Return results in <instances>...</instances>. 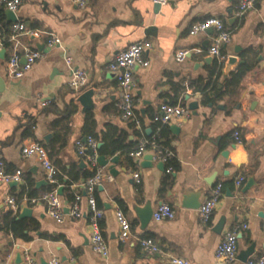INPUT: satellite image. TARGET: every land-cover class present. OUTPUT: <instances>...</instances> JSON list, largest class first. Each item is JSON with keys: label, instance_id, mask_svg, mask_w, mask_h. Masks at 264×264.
Here are the masks:
<instances>
[{"label": "crops", "instance_id": "obj_1", "mask_svg": "<svg viewBox=\"0 0 264 264\" xmlns=\"http://www.w3.org/2000/svg\"><path fill=\"white\" fill-rule=\"evenodd\" d=\"M166 1L156 7L152 0H87L84 8H78L68 0H22L16 12L18 20L29 29L55 35L60 45L49 47L45 36L40 40L20 37L19 53L22 47L43 45L41 57L20 79L11 78L7 72V61L14 49L9 41L10 23L3 10L2 36L4 43L10 42L11 46L4 47L0 58V154L6 173L19 170L21 180L16 186L0 184V219L10 211L17 220H24L28 225L24 234L30 240L14 238L0 222V264H25L26 254L38 264H168V255L189 264H243L240 253L249 251L247 259L264 255V0H257L241 18L235 16L239 0ZM211 17L222 19L232 31L229 41L220 47L222 60L208 54L213 31L188 34L191 25ZM142 40L151 43L147 53L150 63L134 71L135 93L140 100L136 125L121 117L119 90L107 65L118 52ZM178 50L189 51L181 62L175 60ZM229 57H235L236 63L227 68ZM245 64L249 70L238 85L229 86L232 74ZM73 69L87 76L79 93L67 84ZM201 87L206 88L207 96ZM88 90L93 92L91 105L84 108L77 97ZM220 92L224 96L215 99ZM39 98L49 104L41 107ZM194 101L197 108L189 110L187 118L164 125L172 137V159L178 169L170 172L172 184L163 193L160 188L166 166L163 164V171L157 168L160 161L155 158L151 166H140L127 154L116 153V176L102 168L103 179L94 197L103 211L99 226L108 248L107 257L95 253L90 245V213L83 181L70 186L74 197H81L80 218L68 215L74 197L68 200L63 185L57 188L62 189L58 195L64 212L62 222L47 214L45 203L32 201L49 191L51 184L40 162L35 157L22 158L20 151L38 141L49 152L51 125L60 117L51 108L44 111L52 103L58 110L70 102L76 105L75 113L69 117L67 143L58 149L54 159L65 167L83 162L84 168L95 172L78 155L76 147L77 141L88 137L83 132L86 113H92L95 121L89 134L97 145L102 147L112 136L123 146L136 148L140 140L158 133L152 118L161 105L188 108V103ZM170 126L177 127L178 132L173 134ZM147 154L152 155L147 151L143 156ZM135 172L140 177L138 184L133 178ZM29 183L33 197L22 196L18 202L15 196ZM216 185L221 186V197L209 225L203 226L199 208ZM10 196L19 207L15 213L6 203ZM147 202L152 212L159 204L167 203L175 211L174 219L148 218L142 227L134 208L140 210ZM24 208L31 210V216L18 218ZM117 211L131 227L132 236L124 242L119 238ZM241 225L246 228L238 234L236 260L218 262L215 249L224 233ZM138 238L153 239L160 252L144 253Z\"/></svg>", "mask_w": 264, "mask_h": 264}, {"label": "built area", "instance_id": "obj_2", "mask_svg": "<svg viewBox=\"0 0 264 264\" xmlns=\"http://www.w3.org/2000/svg\"><path fill=\"white\" fill-rule=\"evenodd\" d=\"M72 2L78 8H84L87 4V0H68ZM257 0H239L235 6V16L241 18L245 12L251 9ZM154 4L164 5L166 0H152ZM22 0H0V6L14 14L19 9ZM212 29L214 36L212 38L211 46L208 50V54L212 57L222 60L223 56L220 53V47L223 43L229 41L231 37V30H228L222 19L211 17L203 20L202 22L194 23L190 26L188 34L194 36L198 33H202ZM9 41L13 45V53L7 61L8 75L13 79H20L23 75L33 66V64L41 57V51L36 48L22 47V52H17L19 46V38L22 36L31 38L33 40H40L43 36L47 37V45L49 47H57L60 45L59 39L50 33L41 30L29 29L26 25L19 21L10 23L8 26ZM151 48V43L148 40H142L129 45L124 50L118 52L113 59L108 63L107 68L114 74V79L119 90L120 101L118 108L121 117L124 120L133 121L136 125H139V121L136 115L137 106L140 103L139 98L136 96V81L134 79V71L136 68H145L149 65L150 60L147 56L148 51ZM4 49V40L2 36V26L0 22V51ZM187 50H178L175 54V60L177 62L183 61L188 55ZM22 59V62H21ZM65 61L70 63V58L66 57ZM87 83V76L84 71L80 69H73L71 71V77L68 81V87L75 91L80 92ZM38 103L41 107H46L49 104L48 100L39 98ZM190 115V111L187 107L180 105L163 104L159 107L158 112L153 116L152 122L157 125V131L164 125L185 119ZM235 139L238 140V132L234 133ZM77 153L83 158L86 163L95 168L94 174L83 181L82 187L85 190L87 196V205L89 209L88 225L91 229L90 245L92 250L102 257L108 256V248L102 237L99 221L103 217V211L97 207L94 192L96 187L101 185L103 179L102 168L97 165V143L88 136L85 141L76 142ZM89 150V153H86ZM151 151L153 158L165 164L169 159L174 157L172 151L166 149L163 145L155 142L154 137L151 139L140 140L137 147L129 152L127 155L132 160L138 161L147 152ZM22 158L35 157L42 165L45 173L46 180L54 187L43 194L41 197L33 199V202L41 201L46 205L47 214L56 222H62L64 218V212L60 202V198L57 194V188L62 184L58 182L57 169L52 165L49 160L47 150L42 143L38 141H32L29 144L21 148ZM171 167H167L165 172L170 173ZM135 182H140L138 172L133 174ZM21 180V171L17 170L13 174L6 173L2 156L0 154V184L18 183ZM221 197V186L216 185L205 197L199 208L200 223L203 226L209 225L214 208ZM81 197L76 195L71 203L68 215L73 218L81 217V210L79 202ZM7 205L10 207L13 213L18 211V205L14 197L10 196L6 199ZM175 217L174 209L167 203L159 204L152 212L151 218L154 221L172 220ZM116 220L119 225V238L121 241L128 240L131 234V227L129 221L122 214V212H116ZM246 225L236 226L226 231L223 235L221 242L216 246L215 258L221 263H230L237 258L238 247L237 240L238 234L242 229H245ZM140 249L148 254L154 255L160 252L158 244L151 238H138L136 239ZM168 264H189L185 259L179 258L174 255L167 256ZM25 264H38L28 254L24 256ZM51 264H58L57 261H52ZM243 264H264V255L258 258L246 259Z\"/></svg>", "mask_w": 264, "mask_h": 264}, {"label": "trees", "instance_id": "obj_3", "mask_svg": "<svg viewBox=\"0 0 264 264\" xmlns=\"http://www.w3.org/2000/svg\"><path fill=\"white\" fill-rule=\"evenodd\" d=\"M3 10L4 9L0 6V19L1 20L3 19ZM10 46H11L10 42L4 43V47L6 49H8ZM248 70H249L248 65L245 64V65L240 66L238 71L232 74V77L229 81V86L238 85L239 81L242 79V77ZM199 89L201 92H203L204 96H207V93L205 92L206 88L201 87ZM224 94L225 93L220 92L218 95L215 96V99H219L223 97ZM50 108L53 109V111L56 112L58 115H60V117L57 120H55L51 125L52 139L50 140L48 144V146L50 147V150L48 152V157L50 161L53 163V165H56L58 167L57 168L59 170L58 171L59 173L57 174L58 182L63 185L62 188L68 200H72L74 197V192L70 190V186L80 181H85L86 179L91 177L94 174V172L86 168L81 169L78 166V164H72L69 167H65L64 165L60 164L58 161L54 159L58 149L64 147L65 144L67 143L68 135L70 133L69 117L75 113L76 105L73 102H70L68 104H65L61 109L58 110L57 106L54 103H52L50 107L44 111H49ZM94 124H95V121L93 119L92 113L90 112L86 113V118H85L84 128H83V132L85 135L91 136V134H89L90 127H93ZM26 133L30 136L29 132H26ZM154 140L156 143L163 145L166 149L172 151V147H171L172 137L168 133L166 127L163 126L159 129L156 136H154ZM134 148L135 147L123 146L120 140L115 139L111 136L105 145L97 149V154L107 158L109 156L111 157L114 156V154L116 153L128 154L129 152L134 150ZM86 153H89V150H86ZM165 166L166 168L171 167L172 171H177L178 169V164L176 163L174 159H169L165 163ZM171 184H172L171 173H167L165 174V177L162 180L160 192L163 193L164 190L168 189ZM53 187L54 185H49V188L47 190H51ZM33 193L34 192H33L31 183H29L27 188H22L15 197L17 201L19 202L22 196H26L28 199L32 198ZM79 193L81 194V191ZM0 222L2 223L1 225L2 228L6 232H11L14 238H18L23 241L30 240V238L26 234H24V231L28 228V225L26 224V222L24 220H17L16 216L12 215L10 211L1 217Z\"/></svg>", "mask_w": 264, "mask_h": 264}, {"label": "water", "instance_id": "obj_4", "mask_svg": "<svg viewBox=\"0 0 264 264\" xmlns=\"http://www.w3.org/2000/svg\"><path fill=\"white\" fill-rule=\"evenodd\" d=\"M156 5H157L156 7L159 6L158 4H156ZM5 15L7 17L8 23L16 22V20H17L16 14L6 10L5 11ZM207 31L212 32V29H208ZM36 48H37V50L42 51L43 50V45L36 44ZM4 52H5V49H2L0 51V58L3 56ZM235 63H236L235 57H229L227 59V62H226V67L228 68L229 66H231V65H233ZM92 95H93V92L91 90H88V91L82 93L81 95H79L77 97V102L82 107L88 108V106L91 105V97H92ZM185 100L186 101L189 100V96L188 95L185 96ZM196 108H197V102L194 101V102L188 103V109L190 111L194 112V110H196ZM170 130L172 131L173 134H176L178 132V129L175 126H170ZM48 138H49V136H47L45 138L46 142H48ZM100 147H101V144H98L97 148H100ZM118 160H119V155H114L110 159H106L104 156H98L97 159H96L97 165L99 167H101V168H106L108 173L111 176H116V174H117V171L114 169V165L118 162ZM152 160H153V156L151 154H147V155L142 157V162L138 161V164H140V166H151ZM79 167L80 168H84L85 167L84 163L80 162L79 163ZM157 168H159L160 170L163 171L164 170L163 163H161V162L157 163ZM9 185L10 186H16V183H10ZM61 191H62V189L59 188L57 190V194L61 195ZM134 209H135V211L137 213V216L139 218L141 226L143 227L146 224L148 218H151V216H152V208L150 206V203L147 202L140 210H137V208H134ZM30 216H31V210L29 208H24V209H22V211L19 214L18 218H24V217H30ZM248 252L240 253L239 259H241L242 261H245L247 259V257H248ZM16 257H17V260L18 259L20 260V255H17Z\"/></svg>", "mask_w": 264, "mask_h": 264}]
</instances>
